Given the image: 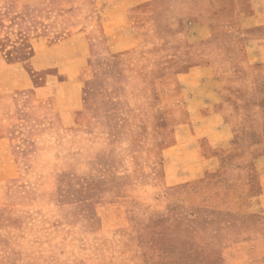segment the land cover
I'll return each instance as SVG.
<instances>
[{"label":"rangeland","instance_id":"1","mask_svg":"<svg viewBox=\"0 0 264 264\" xmlns=\"http://www.w3.org/2000/svg\"><path fill=\"white\" fill-rule=\"evenodd\" d=\"M237 2L0 0V264H264Z\"/></svg>","mask_w":264,"mask_h":264},{"label":"crops","instance_id":"2","mask_svg":"<svg viewBox=\"0 0 264 264\" xmlns=\"http://www.w3.org/2000/svg\"><path fill=\"white\" fill-rule=\"evenodd\" d=\"M235 11L237 13L235 18L236 23L235 25H231V23L230 25H228L229 29L233 30L231 32V35L240 33V35L237 36V38L234 40L235 47L240 51L241 48L245 50V55L247 56L248 62H252L249 56H251L252 59L254 58L253 60H256V62H259V60L264 61V32L257 38L255 37L253 32L247 34L246 36L242 35V33L240 32L247 29L253 30L255 28H264V0H246V5H241L237 2ZM235 29H239L240 31H237ZM207 35L208 32L206 31L204 33V37ZM255 45L261 48V50L257 52V54L254 53V50L256 49ZM204 67L206 69H211L210 66ZM187 73L191 74V69ZM179 74L180 73H176L177 78H179ZM191 120L192 119H190V117L188 116L186 117V119L184 118L178 121H174V124L176 125L182 124L187 126L182 132L186 137L190 135L189 127ZM182 128H184V126H182ZM253 159L254 161H258V164L254 166L256 172L260 173V177H262V179L260 181H257V183L255 184L253 183V181L252 183H245V193L248 192L247 197H249L251 201L264 202V162L261 155H258ZM250 190H252V192ZM256 245H249L248 242L242 243V247H244V250L250 249V251L257 250ZM249 246H252V248H249Z\"/></svg>","mask_w":264,"mask_h":264}]
</instances>
